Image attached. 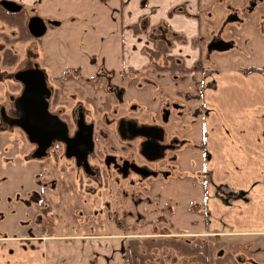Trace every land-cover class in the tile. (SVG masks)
<instances>
[{
	"label": "rangeland",
	"instance_id": "rangeland-1",
	"mask_svg": "<svg viewBox=\"0 0 264 264\" xmlns=\"http://www.w3.org/2000/svg\"><path fill=\"white\" fill-rule=\"evenodd\" d=\"M11 1L22 7L21 11L25 15L24 22L28 16L38 15L46 20H57L60 23L58 25L48 23L41 36L33 37L28 34L25 27L23 32L10 21L0 22V31L3 32V36L0 35V102L4 104L7 93H13L14 90L12 80L15 77L12 74L16 69L23 67V64L37 62L44 67L48 77H54L61 71L78 67L87 75L103 68L105 71H113L117 78V75L120 76L122 73V69L127 68L126 73H133L135 69L133 65H127V61L135 52L136 44L132 40L133 35L144 36L149 47L154 42L147 36L153 35L154 38L162 39L165 47L168 39L170 40V34L166 32L168 24L164 20L161 23H151L149 8H146V13L141 14L139 21L124 22L115 0ZM185 1H181L178 6L186 8ZM140 4L144 7L145 0H140ZM244 4L246 0H198V7L193 8V12H189L186 8V13L198 21L196 32L188 37L184 36L183 30L172 33L182 36L179 42L186 41L191 47L199 48V58L195 60V66H199L204 71L226 66H264V0L257 1L250 10L242 9ZM235 6H240L236 12L238 18L227 19L226 13ZM172 10L173 7L169 9L167 15H170ZM222 21L225 22L224 25ZM124 31L128 33L122 34ZM131 32L134 34L132 35ZM212 34L231 39L233 46L221 51L207 49V42ZM148 46L143 44L140 46V51L145 54L143 47ZM7 48L15 53V60L4 64L3 53ZM156 61L161 63L163 58L159 56V60ZM154 66L147 61L137 68L147 70ZM174 73H164L161 79L156 78V74L150 73V79L157 80L152 92L170 94L171 89L186 90L191 98L189 106L193 108L192 142L195 145L193 151L185 150L180 157V164L186 168L185 171H188V173L184 172L186 175H179L175 180H167L157 185L159 189L156 183L154 188L152 184L150 185L151 190L160 194L163 199L166 198L167 193L173 195V201L163 208L161 217L158 218L160 215L158 210H153L152 205L143 203L142 199L137 201V208L134 209L131 202H128L130 199L127 196H122L120 193L108 194L114 208L115 222L113 224L105 222V219L98 215V225L89 226L81 223L89 212L88 214L79 213L76 208L77 200L70 202L72 198L70 193H75L74 188L61 189V196L56 202L40 199L36 196L41 181V178L36 177L39 176L38 163L29 159L23 133L15 127L2 123L3 125L0 126V233L119 230L139 237L151 232L150 234H154L152 237H157L166 234L178 236L176 234L179 233L173 232L172 229H181L178 232L184 234L180 237L191 239L196 233L206 229L203 223L202 206L204 193L201 188V183L206 181V176L201 171L203 164L201 149L198 148L201 81L204 73L197 70H177ZM4 93L6 98L3 96ZM41 206L45 209H40ZM127 208L131 213L126 214ZM156 211L158 215L152 216L153 213L156 215ZM151 216L156 226V230L153 231H149L148 226L143 225L144 221ZM166 221L171 223V230L166 229L169 228ZM128 222L130 225H125ZM205 222L208 224L207 218ZM210 222L212 228H219L218 223ZM203 236L209 244L208 264H251L252 259L264 264L263 234L216 233ZM151 254L153 262L159 264H194L191 256L180 254L166 246L152 249Z\"/></svg>",
	"mask_w": 264,
	"mask_h": 264
},
{
	"label": "flooded vegetation",
	"instance_id": "flooded-vegetation-1",
	"mask_svg": "<svg viewBox=\"0 0 264 264\" xmlns=\"http://www.w3.org/2000/svg\"><path fill=\"white\" fill-rule=\"evenodd\" d=\"M257 1L246 0L242 9H252ZM239 7H232L227 19H237ZM21 9L20 6L18 10L9 12H22ZM24 20L23 14L22 26L26 28ZM0 22L6 21L0 17ZM12 23L25 31L18 23ZM2 33L0 31L1 36ZM215 39L229 42L225 49L233 46L231 39L213 34L209 41ZM22 66L12 74L15 77L12 80L13 93H4L7 102H0V126L6 123L23 133L28 157L38 163L39 176L36 177L41 181L36 196L56 202L61 189L74 188L70 202L77 200L79 213L89 212L85 215L88 218L81 220L89 226L98 225V215L105 222H115L114 208L109 199L111 194L127 196L134 209L137 201L142 199L143 203L151 204V208L160 213L158 215L156 211L152 216L161 217L163 208L173 201V195L167 193L163 199L151 190L150 185L154 188L155 183L156 186L161 185L179 175H186L184 172L188 171L180 164V157L183 151H193L194 148L193 108L189 106L191 98L186 90L171 89L170 94L152 92L157 80L150 79V73L161 79L164 73L175 74L174 70L154 66L147 70L135 68L133 73H126L125 68L116 78L113 71L103 68L87 75L73 67L48 77L44 67L37 62ZM20 74H26L27 79L20 78ZM25 90L31 91L30 98L43 101L44 113L51 121L40 122V126L32 122L26 132L18 123L22 115L20 98ZM30 109L33 110L34 106L31 105ZM198 145L200 149V139ZM201 188L205 194L204 182ZM40 209L45 208L41 206ZM127 213H131L128 208ZM152 216L143 223L149 231L156 230ZM165 223L169 227L166 229L171 230V223ZM178 230L181 229H172L179 233L176 234L178 236H164L180 237L184 233ZM150 233L142 236H154ZM206 234L216 233L198 232L193 237L204 238ZM207 248L209 261L208 241ZM251 264L260 263L252 259Z\"/></svg>",
	"mask_w": 264,
	"mask_h": 264
},
{
	"label": "crops",
	"instance_id": "crops-1",
	"mask_svg": "<svg viewBox=\"0 0 264 264\" xmlns=\"http://www.w3.org/2000/svg\"><path fill=\"white\" fill-rule=\"evenodd\" d=\"M181 1L145 0L144 7L140 0H115V4L124 22L138 21L149 8L151 23L164 20L169 30H183L188 37L196 32L198 21L186 8L193 12L198 0H186V8L178 6ZM132 40L137 49L127 65L137 68L148 61L140 51V46L148 45L140 34ZM169 53L187 67L199 58V48L186 41H173ZM197 71L204 73L199 120L201 171L206 176L202 232L264 235V66ZM210 221L219 228H212ZM130 236L119 230L0 233V264H126Z\"/></svg>",
	"mask_w": 264,
	"mask_h": 264
},
{
	"label": "trees",
	"instance_id": "trees-1",
	"mask_svg": "<svg viewBox=\"0 0 264 264\" xmlns=\"http://www.w3.org/2000/svg\"><path fill=\"white\" fill-rule=\"evenodd\" d=\"M0 17L5 21L16 22L22 28L23 13H12L3 7H0ZM139 21V20H138ZM167 28V27H166ZM166 32L170 34V41L166 42V47L162 39L154 38L153 35L147 36V38L154 43L151 47H143V52L147 55L149 64L155 65L157 68H170L172 71H185V70H197L199 66H184L181 59L174 54L169 53V46L173 41H180L182 36L173 31L166 29ZM163 43V44H162ZM3 63L9 64L14 62L15 53L10 49L4 50ZM159 56L163 58V61L157 62ZM168 63V64H166ZM204 217V213H203ZM126 264H159L152 260V249L160 248L163 246L170 247L180 254L191 256L194 264H208V248L207 240L199 236H195L191 239H182L180 237L172 236H130L126 243ZM185 264V263H183Z\"/></svg>",
	"mask_w": 264,
	"mask_h": 264
},
{
	"label": "water",
	"instance_id": "water-1",
	"mask_svg": "<svg viewBox=\"0 0 264 264\" xmlns=\"http://www.w3.org/2000/svg\"><path fill=\"white\" fill-rule=\"evenodd\" d=\"M0 4L2 5L3 8H5L8 11H15L20 8V5L14 1L11 0H0ZM46 22H49L51 24H58L57 20H44V18L38 16V15H30L27 17L26 20V29L29 32L30 35L36 37L40 36L44 33L46 29ZM229 46V42H226L222 39H215V40H210L207 43L206 48L207 49H214V50H223ZM20 78L22 79H27L26 74H20ZM31 91L30 90H25V92L22 94L20 101V111L22 113L21 118L18 120L19 125L23 128V130L26 132L27 127L30 126V124L33 122L36 124V126H40V122L46 121V122H51L44 113L43 110V101L31 97ZM31 105L34 106L35 113H32ZM37 109V110H36ZM42 129V128H41ZM135 169L138 167L134 166Z\"/></svg>",
	"mask_w": 264,
	"mask_h": 264
}]
</instances>
